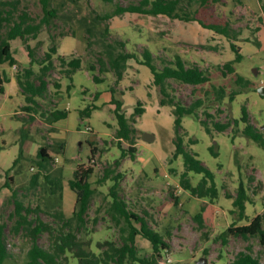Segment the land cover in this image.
I'll return each instance as SVG.
<instances>
[{
  "label": "rangeland",
  "instance_id": "374dc122",
  "mask_svg": "<svg viewBox=\"0 0 264 264\" xmlns=\"http://www.w3.org/2000/svg\"><path fill=\"white\" fill-rule=\"evenodd\" d=\"M17 1V13L26 11L36 20L42 16L40 0ZM60 1H63L61 5H59ZM139 1L113 0V3H109L103 0L72 2L54 0L51 5L59 6L57 16L52 19L49 26L41 29L37 38H28L27 41L15 38L10 41L16 63L10 65L5 62L0 65V71L7 76H15L17 70L26 67L23 66L27 56L26 43L30 46L38 45L36 56L38 59L42 58L51 43L50 35L54 36L57 48L61 47L60 44H73L74 50L68 56L80 55L83 59L82 68L77 70L69 81L60 73V65L57 56L54 55V67L47 77L48 91L45 97L38 98L40 108L38 115L36 113L47 125H44L45 127L38 125L37 130H39H35L30 135V138L40 145L49 144L50 154L54 159L52 167L62 170V199L59 201L57 196L51 195L43 184L30 187V176L36 171V167L29 159H22L9 171L8 176L13 177V181H10L12 189L16 191L17 199L24 205L41 206L39 216L43 221L56 228L60 227V223L50 213L62 209L67 217L71 215L75 194L67 183L72 178L76 166L87 162L90 156L89 141H93L97 151L92 161L94 172L89 180L94 193L85 216V225L78 229L73 227L79 238L91 239L93 244L104 239L119 241L118 226L111 220L107 208L111 202L109 195L113 183L111 176L120 173L122 176L117 191L127 208L140 214L146 211L151 226L160 231L168 229L170 232V236L166 239L170 247L161 258L157 259L156 264H195L201 257L206 258L204 264H227L239 251H246L248 246L252 255L264 262V247L258 237L229 236L225 244L217 238V235L237 217L229 211L232 209V199L226 197V193L232 196L236 194L240 178L246 185L248 175L254 176L250 188H253L257 182H261V186L255 193L249 191L253 203H246V218L235 221L236 224H246L256 214L264 212V146L241 134L243 122L238 121L237 125L232 123L234 119H240L241 107L245 105L248 123L264 138V96L257 90L259 86L264 85V0H210L205 7L194 3L191 8V10L197 8L198 11L194 14L207 22L228 20L238 30L239 35L234 42L240 47L242 58L240 62L235 63V69L251 82V85L239 92L231 102L225 98L219 105L220 112L216 113V106L210 109V113L214 114V121L230 122V126L224 132L212 130V134H209L194 117L186 115L182 118L181 133L185 148L195 153L197 158L214 173L218 194L212 200L209 197L191 195L179 184L180 173L184 170L182 157L178 156L172 162L169 160L174 149L171 107L159 103V91L152 82L149 68L131 58L127 61L122 78L118 82L110 71L99 73L95 70V74L104 78L98 83L94 82L92 72L86 69L87 63L96 61L101 47L92 45L87 49L84 40L86 36L81 29L84 16L90 19L94 14L112 11L115 3L126 6L131 3L138 4ZM102 24H108L110 29L107 40L125 41V49L135 51L139 57L142 50L148 48L152 52L153 62L159 68L179 54L186 65L197 64L203 70H207L213 84H225L227 90L239 88L234 83L232 73L223 76L218 69V66H222L225 61L234 58L235 54L229 47L228 39L203 28L197 21H183L165 15L123 13L112 16ZM99 26L97 29H100ZM61 32L66 34L61 35ZM35 67L38 68V65L35 64ZM55 80L60 83L58 90L53 85ZM69 84L71 86L68 89ZM169 84L170 93L184 104L192 102L208 86L205 84L194 93L192 85L172 79L169 80ZM11 85L12 83H5L7 93L16 92V94L11 96L5 94L0 104V124L4 129L3 132L0 126V141H5L3 145L5 147L0 153V168H2L0 169V224H4L5 244V256L1 264H25L26 252L31 241L24 230H14L15 218L10 216L14 210V203L11 190L5 185L6 179L3 174V169L12 163L20 149L19 133L22 121L18 118L25 116L26 113L20 106L21 103H25L20 88L17 86L16 90H10ZM111 87L116 89L114 96L121 100L122 110L127 117L131 116L138 103L143 108L142 114L136 116L133 123L136 130L135 159L129 156L120 158L118 141L115 137L118 126L113 113L114 105L109 103L112 97ZM96 93L98 96L94 99ZM91 103H95L97 108L87 117L81 118L79 115L77 129L68 127L60 135L50 134L56 131H51L52 128L48 123L52 119L51 112L57 108V104L65 106L74 113ZM199 113L201 118H204L202 110H199ZM71 116L69 115V118ZM18 122L21 123V127L18 129L19 132H14L19 126ZM208 122L211 126L210 118ZM233 128L237 131L232 141ZM146 133L152 137L144 136ZM191 139L195 142L190 141ZM64 141L65 145L62 143ZM59 144L63 145L64 150L56 153ZM212 145L217 150V156L210 152L209 148ZM121 146L127 148L128 144L121 141ZM55 158L58 160L55 161ZM118 158H120L119 164L115 165V160ZM107 168L112 172L109 173L108 179L102 180L101 177ZM170 168L174 171L171 172ZM188 177L191 183L196 185L202 174L189 171ZM173 196L178 200L176 205L173 203ZM201 207H203L202 227L194 219V215L201 210ZM37 242L46 249L51 245L47 232L42 233ZM136 247L141 256H147L152 251L151 244L141 236L136 237ZM60 264H74V260L64 259L63 255Z\"/></svg>",
  "mask_w": 264,
  "mask_h": 264
},
{
  "label": "trees",
  "instance_id": "16d2710c",
  "mask_svg": "<svg viewBox=\"0 0 264 264\" xmlns=\"http://www.w3.org/2000/svg\"><path fill=\"white\" fill-rule=\"evenodd\" d=\"M54 0H40L42 5V16L36 20L28 12L21 11L17 13V0H0V65L8 62L10 65L16 63L13 57L10 41L15 38L24 39L37 38L39 32L43 27L51 24L52 19L57 16L58 7L51 5ZM74 1V0H67ZM105 2L113 3V0H103ZM210 0H140L138 4H128L121 6L115 3V7L110 12L103 14H94L87 19L83 18L81 29L85 34L86 47L89 49L92 45H97L100 48L96 61L87 63L86 69L92 72L94 82H102L101 78L94 73L98 70L99 73L111 72L118 82L123 75L127 66V61L131 58L138 60L140 63L146 65L151 74L152 82L157 86L159 91V103L161 105H168L171 107L173 115L174 135L173 153L170 162L175 160L178 156L182 157L184 170L180 173L179 184L188 191L191 195L198 197H209L211 200L217 197L218 191L214 181V173L207 168L196 154L187 150L184 146L182 129V118L186 115L192 116L199 121L205 131L212 134V130L224 132L229 126L230 122L214 121V114L210 113V109L216 108V113L220 112L219 105L225 98L231 102L235 96L251 85V82L243 75L238 73L235 69V63L241 61L242 55L240 47L234 42L239 35L238 30L232 26L228 20H219L207 22L202 18L197 17L194 13L198 9L191 10L194 3L205 7ZM216 1V0H213ZM63 1H60L61 5ZM123 13H137L146 15H165L169 18L179 19L183 21H197L203 28L213 31L216 34L222 35L229 41V47L234 52V58L225 61L222 66H218L221 74L224 76L228 73L233 74L234 83L239 87L238 89L227 90L225 84L215 85L211 82L207 70H203L197 64L186 65L179 54H176L172 60L163 63L159 68L153 62L152 52L148 48H144L141 52V58L135 51L126 50L125 41L115 39L107 40L110 32L108 24H102L112 18L114 15ZM102 25V26H99ZM98 26L100 29H97ZM61 35L66 33L61 32ZM51 43L44 56L40 59L36 56V49L38 45L30 46L26 44L27 55L30 58L29 65L17 70L15 78L18 86L21 89L25 104L21 107L26 112V116L20 118L22 127L20 128V136L26 137L31 129H35L42 123L36 114L40 108L38 98L45 97L48 91V73L54 67V55L57 56L60 65V73L69 81L72 80L73 74L80 70L83 66V59L80 55H57V44L54 41V36L50 35ZM38 65V68L35 67ZM175 80L179 83H184L193 86V92L199 90L203 85L208 84L204 88L201 95L197 96L189 104H184L176 99L170 93L169 80ZM8 81V77L3 71H0V100L4 93V82ZM56 90L60 88V83L55 80L53 83ZM71 84L67 86L69 87ZM112 97L110 103L114 105L113 113L117 122V129L115 137L117 139L118 148L120 150V158L129 156L135 159V137L136 132L133 123L136 116L143 112L140 103L134 109L130 117H127L122 110V102L114 96L116 89L110 88ZM98 93L94 95L97 97ZM97 106L91 103L79 111L80 117H87ZM202 110L204 118H201ZM215 113V114H216ZM52 120L63 118L66 116V110L55 109L51 112ZM211 119V126L208 119ZM39 119V120H38ZM238 121L244 123L241 134L252 139L259 145L264 146V138L258 130L248 123V114L245 105L241 107L240 119H234L233 125H237ZM236 129L231 130V140L236 136ZM1 135V133H0ZM121 141L128 144L127 148L121 146ZM195 142V140H190ZM63 143V142H62ZM90 156L86 163H80L73 171L72 178L68 180V187L75 194V204L71 215L66 216L62 209H56L51 212L55 220L60 223V227L56 228L52 224L45 222L40 218L39 213L41 206L24 205V203L17 199L16 191L12 189L10 181H13L11 175L8 173L13 169L17 163L22 159L30 160V163L36 167V171L30 176V187H35L43 184L47 187L51 195L57 196L58 200L62 199L63 176L61 169L52 167L54 159L50 154L49 144H41L37 149L35 156L25 155L20 148L17 156L13 159L11 166L4 170L5 185L11 190V198L14 203V210L10 214L14 217V230H24L30 238V247L26 252L25 264H60V259L64 255V259L74 260V264H156L157 259L162 257V254L169 249L167 242L170 232L168 229L160 231L154 226L150 225L147 219V212L143 211L141 214L129 210L126 203L118 194V186L121 179V174L117 173L111 176L113 181L110 186L109 195L111 202L107 208L111 220L119 229V241L114 239H104L96 241L94 244L91 239L83 240L77 236L76 229L82 227L86 223L85 216L89 208L91 198L94 193L89 177L94 172L93 157L96 154L97 148L93 141H89ZM3 147V141H0V149ZM212 155L217 156V150L214 145L210 146ZM62 144L58 145L57 152H63ZM120 158L115 160V165L119 164ZM237 163V162H236ZM238 169H240L237 163ZM173 172L174 169L170 168ZM201 173L202 177L196 185H193L188 177V172ZM110 169L104 171L102 180L109 178ZM254 180V176L248 175L247 183L240 178L236 194L234 196L226 193V197L232 199L231 214H236L237 217L232 223L227 226L225 230L217 235V238L222 244L227 243L229 236H240L248 238L256 236L260 244L264 247V212L256 214L246 224H236L235 221H240L246 218L245 206L246 203H253L249 191L255 193L260 188L261 182H257L253 188H250V183ZM58 203V201H55ZM173 203L176 205L178 200L173 196ZM202 209L194 215L199 226L202 227ZM96 220V219H95ZM75 227L76 229H74ZM47 232L51 245L49 249L41 247L37 239L42 234ZM4 224H0V264L5 256V244L3 242ZM141 236L151 244V253L147 256L138 254L136 247V237ZM206 255V252L204 253ZM227 264H264L255 258L250 252V247L246 251H239L235 257Z\"/></svg>",
  "mask_w": 264,
  "mask_h": 264
},
{
  "label": "crops",
  "instance_id": "0c3cea01",
  "mask_svg": "<svg viewBox=\"0 0 264 264\" xmlns=\"http://www.w3.org/2000/svg\"><path fill=\"white\" fill-rule=\"evenodd\" d=\"M66 43V42H65ZM27 44V43H26ZM61 45V47L59 46V48H57V52H58V54H60V55H68V54H70L74 49H73V44L72 45H68V44H60ZM26 55H27V50H26ZM29 57H28V55L25 57V60H24V64H23V66H28L29 64V62H30V58L28 59ZM26 64H28V65H26ZM6 75V74H5ZM7 76V75H6ZM8 77V81H6V82H4V93H3V95H2V98H1V100H0V104L2 103V101H3V99H4V96H5V94H7V95H9V96H11V95H15L16 94V92H13V93H7V90L5 89V83H12V85H11V87H10V90H16L17 89V86H18V84H17V81H16V78H15V76H13V75H9V76H7ZM19 87V86H18ZM20 88V87H19ZM21 90V89H20ZM19 94H20V92H19ZM22 94V93H21ZM63 94V93H62ZM23 96V95H22ZM23 98V97H22ZM94 99H96V97L94 98ZM111 101V100H110ZM110 103V102H109ZM25 104V103H24ZM23 103H21L20 104V106H23L24 105ZM94 105H96L95 103H93ZM110 105H113V104H111L110 103ZM97 106V105H96ZM56 109H59V110H66V116L65 117H63V118H60V119H57V120H55V121H53L52 119L50 120V123H48L49 125H50V127L52 128L51 129V131H54V130H56L54 133L53 132H50V134L52 133V134H57V135H60V133L62 132H65L66 130H67V128L68 127H71V128H75V129H77V127H78V118H79V111L77 110V112H74V113H72L70 110H68L65 106H59L58 104H57V108ZM95 110V109H94ZM10 113L11 112H9V115H10ZM39 113V112H38ZM38 113H37V115H38ZM8 115V116H9ZM36 114H34V116L36 117V118H38V116H37ZM69 115H72L71 116V118H69ZM25 116H26V113H25ZM10 117V116H9ZM75 117H77V119H75ZM13 119V118H12ZM12 119H11V121H12ZM18 119H20V118H18ZM80 119V118H79ZM16 121H18V120H16ZM13 122H14V120H13ZM19 123V122H18ZM41 126H46L47 124H46V122H43L42 121V123L40 124ZM0 126L2 127V130H3V132H4V129H3V125L2 124H0ZM44 126V127H45ZM21 127V123H19V126H18V128H16L15 130H14V132L15 131H18V129ZM39 127V126H38ZM55 128V129H54ZM35 130L36 131H38L37 130V128H35V129H31L30 130V132L29 133H27V136L26 137H22L21 138V136L19 135V140L21 141V145H20V148L22 149V151L24 152V154H30V155H32V156H35L36 155V152H37V149L39 148V146H40V143H38L37 141H34V140H32V138H30V135L31 134H33L34 132H35ZM2 132V133H3ZM19 132V131H18ZM19 134H21V133H19ZM51 134V135H52ZM41 135H42V133H41ZM148 136L150 137V134H148ZM57 138H60L59 136H56ZM60 139H62V138H60ZM1 141H3V145H5V141L4 140H1ZM64 143V145H65V141L63 142ZM7 144V143H6ZM5 146H3L1 149H0V153H1V150L4 148ZM11 166V164L7 167V168H9ZM6 168V169H7ZM0 169H2V168H0ZM3 170H5V169H3Z\"/></svg>",
  "mask_w": 264,
  "mask_h": 264
},
{
  "label": "water",
  "instance_id": "95a60500",
  "mask_svg": "<svg viewBox=\"0 0 264 264\" xmlns=\"http://www.w3.org/2000/svg\"><path fill=\"white\" fill-rule=\"evenodd\" d=\"M254 72H256V70H254ZM257 90H258V92L262 95V96H264V85H261V86H259L258 88H257ZM146 135H148L147 133L144 135V136H146ZM150 137H152V135H150ZM145 139V138H144ZM146 140V139H145ZM206 262V258H204V257H201V258H199L196 262H195V264H204Z\"/></svg>",
  "mask_w": 264,
  "mask_h": 264
},
{
  "label": "built area",
  "instance_id": "2783aa9c",
  "mask_svg": "<svg viewBox=\"0 0 264 264\" xmlns=\"http://www.w3.org/2000/svg\"><path fill=\"white\" fill-rule=\"evenodd\" d=\"M58 160V158H55V161H57Z\"/></svg>",
  "mask_w": 264,
  "mask_h": 264
}]
</instances>
